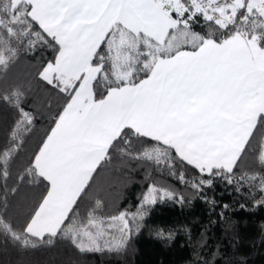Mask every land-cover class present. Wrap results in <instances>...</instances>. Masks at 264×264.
<instances>
[{
    "label": "snow or ice",
    "instance_id": "snow-or-ice-1",
    "mask_svg": "<svg viewBox=\"0 0 264 264\" xmlns=\"http://www.w3.org/2000/svg\"><path fill=\"white\" fill-rule=\"evenodd\" d=\"M25 56L58 103L40 112L24 89L0 90L15 112L0 137V236L120 251L152 206L184 202L149 183L135 210L107 212L90 193L117 157L264 207V144L259 167L240 168L264 128V0H0V76ZM26 186L36 196L18 223L8 209Z\"/></svg>",
    "mask_w": 264,
    "mask_h": 264
},
{
    "label": "trees",
    "instance_id": "trees-1",
    "mask_svg": "<svg viewBox=\"0 0 264 264\" xmlns=\"http://www.w3.org/2000/svg\"><path fill=\"white\" fill-rule=\"evenodd\" d=\"M36 68L37 59L22 57L6 75L0 76V90L24 89L31 104L43 112L49 103L55 106L58 101L38 79ZM14 119V110L0 104V137ZM44 128L45 122L40 120L37 137ZM254 135L248 155L240 163L242 170L259 167L264 128ZM148 171L150 176L136 162L117 157L96 177L90 193V199L99 197L105 201L107 212L135 210L149 183L173 189L185 197L183 203L165 201L152 206L126 248L81 252L70 240L59 236L51 243L24 248L0 236V264H264V207L254 205L251 196L237 193L234 186L221 180H216L201 196L167 173ZM188 175L195 173L189 171ZM35 196L34 189L22 188L9 206V216L22 223ZM160 232L171 233L172 238H162Z\"/></svg>",
    "mask_w": 264,
    "mask_h": 264
}]
</instances>
